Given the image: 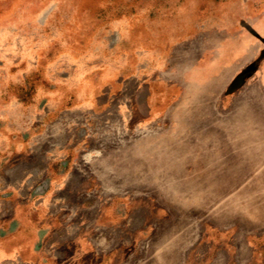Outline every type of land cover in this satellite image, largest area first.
<instances>
[{"label":"crops","instance_id":"0c3cea01","mask_svg":"<svg viewBox=\"0 0 264 264\" xmlns=\"http://www.w3.org/2000/svg\"><path fill=\"white\" fill-rule=\"evenodd\" d=\"M132 21L144 25L136 17L95 20L100 27L86 49L57 54L79 58L101 51L107 41L111 48L102 64L45 91L37 123L24 137L22 160L3 174L8 187L0 193V264H264V176L232 180L263 185L248 193L244 223L219 224L216 210L193 230L191 205L179 208L183 218L177 217L175 187L189 186L191 200L192 184L219 185L218 165L208 167L214 176L193 178L190 171L180 180L175 161L145 162L143 146L132 150L134 161L125 155L127 147L115 152L117 159L97 147L96 138L130 129L143 136L144 126L176 120L175 106L192 90L191 69L196 80L207 82L209 54L216 57L211 66L217 74L228 70L226 77L216 76L220 89L239 68L233 38L228 47L208 50L158 29L113 31V24ZM150 127L148 135H156ZM146 149L160 152L158 146Z\"/></svg>","mask_w":264,"mask_h":264},{"label":"rangeland","instance_id":"374dc122","mask_svg":"<svg viewBox=\"0 0 264 264\" xmlns=\"http://www.w3.org/2000/svg\"><path fill=\"white\" fill-rule=\"evenodd\" d=\"M157 15L158 25L153 23ZM125 17H136L144 25L113 24V31L159 30L176 39L190 38L193 48L208 50L228 47L233 38L240 51L239 68L232 79L221 82L220 89L216 76L226 77L228 70L220 68L217 74L216 66H211L216 57L209 54L207 82L196 80L190 68L192 90L175 106L176 120L144 126L143 136L130 129L125 135L96 138L97 147L112 159L127 147L125 155L134 161L132 150L143 146L145 162L175 161V176L180 180L190 171L193 178L214 176L216 170L208 167L218 165L219 185L192 184L191 200L187 199L189 186L176 185L177 217L183 218L178 209L186 204L191 205L193 230L216 210L219 224L244 223L248 193L263 189V185L232 180L264 176V0H0V193L8 187L3 179L7 165L23 158V140L34 128L31 124L37 123L45 91L55 81L102 64L110 58L111 48L107 41L101 51L89 50L79 58L57 54L86 49L93 29L100 27L95 20L114 23ZM200 34L206 39L200 40ZM152 125L158 130L153 136L148 135ZM152 146L160 152H147ZM167 146L175 151L164 152ZM216 193L219 200L214 199Z\"/></svg>","mask_w":264,"mask_h":264}]
</instances>
